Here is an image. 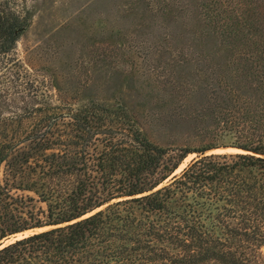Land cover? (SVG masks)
Returning a JSON list of instances; mask_svg holds the SVG:
<instances>
[{
  "label": "trees",
  "instance_id": "obj_1",
  "mask_svg": "<svg viewBox=\"0 0 264 264\" xmlns=\"http://www.w3.org/2000/svg\"><path fill=\"white\" fill-rule=\"evenodd\" d=\"M255 4L264 0L201 5L221 35L241 22L256 46L262 96L233 89L216 102L234 138L223 146L244 152L158 145L122 104L0 109V242L52 226L6 244L0 264H264V30L246 18ZM27 24L0 0V55ZM16 102L0 94V107Z\"/></svg>",
  "mask_w": 264,
  "mask_h": 264
},
{
  "label": "rangeland",
  "instance_id": "obj_2",
  "mask_svg": "<svg viewBox=\"0 0 264 264\" xmlns=\"http://www.w3.org/2000/svg\"><path fill=\"white\" fill-rule=\"evenodd\" d=\"M4 1L28 20L16 47L0 55V94L18 102L0 107L4 114L26 102L122 104L158 145L241 152L216 150L234 138L215 112L233 89L262 96L249 27L240 22L221 35L205 19L203 0ZM246 18L252 31L264 30V7L251 5Z\"/></svg>",
  "mask_w": 264,
  "mask_h": 264
},
{
  "label": "bare ground",
  "instance_id": "obj_3",
  "mask_svg": "<svg viewBox=\"0 0 264 264\" xmlns=\"http://www.w3.org/2000/svg\"><path fill=\"white\" fill-rule=\"evenodd\" d=\"M216 150H219V151H221V150H224V151H245V150H242V149H238V148H232V147H223V148H218V149H216ZM184 167V164H182L180 167H179V169H177L176 170V172H179L182 168ZM47 228H50V226H48V227H44V228H36V229H32V230H29L28 232H35V231H41V230H43V229H47ZM27 235V234H26ZM23 235H19L18 237H22ZM17 237V238H18ZM10 241H13V240H8V241H6V243H4L3 245L5 246V244H7L8 242H10Z\"/></svg>",
  "mask_w": 264,
  "mask_h": 264
},
{
  "label": "water",
  "instance_id": "obj_4",
  "mask_svg": "<svg viewBox=\"0 0 264 264\" xmlns=\"http://www.w3.org/2000/svg\"><path fill=\"white\" fill-rule=\"evenodd\" d=\"M175 174H176V173H175ZM36 232H39V231H35V232H33V233H36ZM25 236H26V235H25ZM17 239H19V238H17ZM4 242H5V241H1V242H0V249H1L2 247H4V245H3Z\"/></svg>",
  "mask_w": 264,
  "mask_h": 264
}]
</instances>
